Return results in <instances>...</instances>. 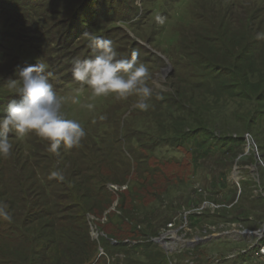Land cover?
Masks as SVG:
<instances>
[{
	"label": "rangeland",
	"instance_id": "374dc122",
	"mask_svg": "<svg viewBox=\"0 0 264 264\" xmlns=\"http://www.w3.org/2000/svg\"><path fill=\"white\" fill-rule=\"evenodd\" d=\"M134 2L137 6V0ZM138 3V16L131 20L133 25L119 21L99 31L95 28L94 32L101 35L116 28L114 37L108 39L113 40L118 53L130 58L135 51L138 62L149 68L147 83L153 88V95L147 111L134 107L135 96L127 100L114 95L91 99L90 89L81 88L67 74L70 70L61 71L72 60L61 61L62 52L46 55L51 58L48 63L40 57L34 48L38 42L32 40L36 37L41 46L43 36H32L25 31L29 34L27 40L17 36L1 38L0 106L12 98L8 81L18 78L17 66L27 67L40 58L48 65V71L59 73L55 77L64 87L57 93L67 98L64 112L68 118L78 120L87 135L79 146L61 145L57 153L47 151L48 142L34 133L23 139L14 135L15 138H9L13 144L11 154L0 159L11 160L18 154V169L21 173L25 171V176L32 174L33 169L45 175L55 171L62 177H72L70 182L82 189L89 188L86 175L101 173L104 165V173L109 174L106 189L114 195L96 197L92 192L87 199L91 204L104 206L101 213L87 216L94 239L106 234L131 245L146 240L139 232L131 233L130 225L117 228L113 224L119 219L118 208L123 205L120 194L124 193L127 196L124 207L131 208L138 219V223L132 224L152 235L150 239L161 249L165 264H264L254 250L259 242L264 243V232L258 235L264 229V103L252 109L247 99L235 96L230 90L213 92L192 86L182 78H172L174 59L185 60L186 46L208 50L201 37L216 22L226 27L223 30L227 37L239 49L242 45L247 49L252 42L264 44V0H138ZM157 15L163 18L162 24L156 22ZM17 16L20 17L14 12L0 11V28H8V23ZM24 20L15 26L26 30L30 23L37 27V22H41L38 17ZM88 54L84 50L78 57ZM248 59L253 86L248 92L254 97L259 81L264 78V49L250 53ZM168 65L171 69H167ZM181 77L187 76L183 73ZM77 89L81 91L79 103H73ZM88 103L95 105L94 110L83 106ZM203 115L207 120L214 118V122L203 119ZM101 116L105 118L101 120ZM194 126L212 129L221 138L236 137L238 143H232L228 151L219 148V152L206 155L192 153L196 148L193 140L184 145V151L175 145L162 144V136L180 134ZM155 134L154 139L147 140ZM154 142L160 143L152 153L144 149ZM141 154L148 156L139 159ZM150 158L156 159L152 167L157 173L163 170L158 181L141 176L151 170ZM8 162L14 166V160ZM29 183L27 186L33 187ZM7 185L18 188L14 182ZM69 187L72 189V184ZM132 197L137 198V208H132L135 206L130 203ZM246 230L254 234L242 233ZM214 235L219 236L206 239ZM162 236L164 239L159 243L157 239ZM118 255L125 259V255L123 258ZM130 258L133 255H128Z\"/></svg>",
	"mask_w": 264,
	"mask_h": 264
},
{
	"label": "trees",
	"instance_id": "16d2710c",
	"mask_svg": "<svg viewBox=\"0 0 264 264\" xmlns=\"http://www.w3.org/2000/svg\"><path fill=\"white\" fill-rule=\"evenodd\" d=\"M0 11L20 15L13 19L15 21L8 23V28L1 26L0 40L2 37L16 38V36L18 39L27 40L29 34L41 35L43 36L41 46L36 37L32 41L38 42V44L34 43L36 45L34 48L47 63L51 58H46V55L53 56L55 52L63 53L59 58L61 61L64 58L72 60L84 53V50L89 54L81 58H87L91 55V50L85 32L96 34L95 28L99 31L101 27L107 25L111 27L119 21L133 25L131 20H135L138 16V8L134 0L131 2L130 0H0ZM36 17L41 21L37 22V27L33 23H30L26 30L22 26H15L18 21ZM12 23H14L13 29L9 30ZM224 28L226 27L223 24L216 22L204 36L202 35L201 39L208 50L201 51L195 45L186 46L188 51L185 52V60L174 59L176 66L172 78H182L192 86L207 88L213 92L230 90L235 96L247 99L251 108L255 109L260 103H264V78L259 81L257 94L253 97L248 92L253 87L252 71L250 65H247L248 55L263 50L264 44L261 41L252 42L253 44L247 49L245 45L239 49L236 42L227 37ZM113 30L116 28L103 31L99 36L114 37ZM25 31L29 34H25ZM244 40L246 44L247 38ZM208 51L222 52V54ZM241 52H244L243 55ZM63 70L71 71V64L62 66L61 71ZM183 73L187 77H181ZM58 74L55 71L50 78L56 91L64 87L60 86L61 80L55 77ZM67 74L72 76L71 72ZM6 107L7 103L0 109L3 111ZM203 119L207 120L204 115ZM207 121L214 122V118ZM156 136L157 134L152 135L147 140H152ZM162 137V144H170L171 147L175 145V148H182L183 151L186 149L184 145L193 140L196 142V148L192 153L203 155L212 151L213 154L219 152V148L228 151L232 143H238L236 137L221 138L212 129L200 126L187 128L180 134ZM9 138L13 139L15 136L11 135ZM215 140L216 145L213 144ZM159 143L154 142L144 149L152 153ZM147 156L148 154L146 156L141 154L139 159ZM18 157L17 154L11 159L14 160L12 162L14 166L8 165L11 164L8 162L11 160L0 159V207L6 213L0 214V264H107V262L120 264L119 261L122 264H165V259L160 256L161 249L150 239L152 235L141 229L138 230L136 225L132 224V222L138 223V219L131 208L124 207L127 199L124 193L120 194L123 205L118 208L119 219L113 224L117 228L130 225L131 233L139 232L146 240L141 244L136 242L131 245V242L120 241L106 234L98 235L97 239L92 237L87 216L97 211L101 213L104 206L100 203L98 206L91 204L87 199L91 197L92 192L96 197L114 195L106 189L109 174L104 173V165L101 166V173L86 175V184L89 188L82 189L79 184L71 183L70 180L73 178L68 175L63 178L61 175L53 177L51 174H40L33 169L32 174L25 176V171L21 173L18 169L20 164L16 162ZM104 160L110 165L106 157ZM155 163L156 159H149L151 170L146 174L141 172L144 174L141 175L145 177L144 179L158 181L163 170L157 173L152 167ZM92 165L94 166V162ZM29 179L33 182L29 183ZM13 182L17 183L18 188L7 185ZM37 182L41 185L37 186ZM27 183L33 187L29 188ZM70 184L72 189L69 187ZM81 184L84 185V182L81 181ZM136 201L137 198L135 200L132 197L131 205H135ZM136 205L132 208H137ZM115 232L119 233L120 230ZM118 254L122 255V258L125 255V259L118 258L120 257ZM128 255H133L134 258L128 259Z\"/></svg>",
	"mask_w": 264,
	"mask_h": 264
},
{
	"label": "clouds",
	"instance_id": "9594fccd",
	"mask_svg": "<svg viewBox=\"0 0 264 264\" xmlns=\"http://www.w3.org/2000/svg\"><path fill=\"white\" fill-rule=\"evenodd\" d=\"M137 6H139L137 0ZM157 23L162 24L163 18L157 15ZM91 55L87 58L75 57L71 61V73L81 88L90 89V98L114 95L117 99L127 100L136 97L134 107L147 111L153 88L147 80L149 68L138 62V53L132 52L131 57L121 56L113 40L85 32ZM257 38H261L258 36ZM17 79L8 81L12 98L8 100L6 109L0 113V156L8 157L13 149L10 134L18 139L35 134L47 141V151L57 153L61 145L65 148L79 146L87 135L85 127L76 119L68 118L64 112L66 97L61 96L50 82L52 72L41 60L27 67L17 66ZM80 89L72 97L73 103H79ZM94 110L95 105H83ZM105 117L101 116L103 120ZM53 177L59 176L52 172ZM61 178H63L61 176ZM0 214H6L0 207Z\"/></svg>",
	"mask_w": 264,
	"mask_h": 264
},
{
	"label": "built area",
	"instance_id": "2783aa9c",
	"mask_svg": "<svg viewBox=\"0 0 264 264\" xmlns=\"http://www.w3.org/2000/svg\"><path fill=\"white\" fill-rule=\"evenodd\" d=\"M263 234V233H262ZM263 237V236H262ZM261 238V237H259ZM254 250L257 251V255L263 259L264 261V243L259 242L257 246L254 248Z\"/></svg>",
	"mask_w": 264,
	"mask_h": 264
},
{
	"label": "water",
	"instance_id": "95a60500",
	"mask_svg": "<svg viewBox=\"0 0 264 264\" xmlns=\"http://www.w3.org/2000/svg\"><path fill=\"white\" fill-rule=\"evenodd\" d=\"M167 69H171L170 65H168ZM263 232H264V229L261 230V231L259 232L260 234H258V235H262ZM242 233H245V234H254L253 231H249V230L243 231ZM220 235H221V234H220ZM217 236H219V235L210 236V237H207L206 239H210L211 237H217ZM163 239H164V236H162L160 239H157V241H158L159 243H162V240H163Z\"/></svg>",
	"mask_w": 264,
	"mask_h": 264
}]
</instances>
